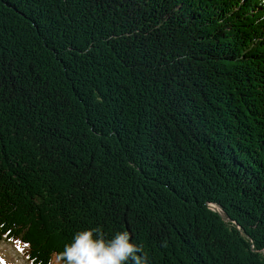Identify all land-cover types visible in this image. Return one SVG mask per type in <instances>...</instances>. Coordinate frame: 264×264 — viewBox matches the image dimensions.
Listing matches in <instances>:
<instances>
[{
  "label": "trees",
  "instance_id": "trees-1",
  "mask_svg": "<svg viewBox=\"0 0 264 264\" xmlns=\"http://www.w3.org/2000/svg\"><path fill=\"white\" fill-rule=\"evenodd\" d=\"M96 227L264 264L258 0H0V240L61 264Z\"/></svg>",
  "mask_w": 264,
  "mask_h": 264
},
{
  "label": "clouds",
  "instance_id": "clouds-1",
  "mask_svg": "<svg viewBox=\"0 0 264 264\" xmlns=\"http://www.w3.org/2000/svg\"><path fill=\"white\" fill-rule=\"evenodd\" d=\"M258 2L264 6V0ZM58 259L61 264H148L142 246L127 231L106 238L99 227L74 232Z\"/></svg>",
  "mask_w": 264,
  "mask_h": 264
},
{
  "label": "rangeland",
  "instance_id": "rangeland-1",
  "mask_svg": "<svg viewBox=\"0 0 264 264\" xmlns=\"http://www.w3.org/2000/svg\"><path fill=\"white\" fill-rule=\"evenodd\" d=\"M211 206L215 207L213 210L219 211L216 206ZM0 264H29V262L15 246L0 240Z\"/></svg>",
  "mask_w": 264,
  "mask_h": 264
},
{
  "label": "water",
  "instance_id": "water-1",
  "mask_svg": "<svg viewBox=\"0 0 264 264\" xmlns=\"http://www.w3.org/2000/svg\"><path fill=\"white\" fill-rule=\"evenodd\" d=\"M210 207H212V209L215 208V207H213V206H210ZM215 211H216V210H215Z\"/></svg>",
  "mask_w": 264,
  "mask_h": 264
},
{
  "label": "bare ground",
  "instance_id": "bare-ground-1",
  "mask_svg": "<svg viewBox=\"0 0 264 264\" xmlns=\"http://www.w3.org/2000/svg\"><path fill=\"white\" fill-rule=\"evenodd\" d=\"M15 171V170H14Z\"/></svg>",
  "mask_w": 264,
  "mask_h": 264
}]
</instances>
